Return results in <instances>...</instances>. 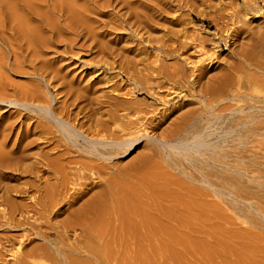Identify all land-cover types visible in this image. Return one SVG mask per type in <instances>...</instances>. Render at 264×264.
Wrapping results in <instances>:
<instances>
[{
  "label": "bare ground",
  "instance_id": "6f19581e",
  "mask_svg": "<svg viewBox=\"0 0 264 264\" xmlns=\"http://www.w3.org/2000/svg\"><path fill=\"white\" fill-rule=\"evenodd\" d=\"M166 1L173 2V0ZM157 2L158 0H92L90 5H84L85 3H79L78 0H0V264H94V261L108 262L114 257L118 260L119 257L121 258L120 264H128L126 261L128 259L122 253L131 246L135 250H132L135 252V260L139 259L142 263L150 259L149 253L153 251L152 236L154 237L156 232L154 228L167 227V225H161L159 217H155L158 219L156 222L152 210L153 216L149 211L145 212V202H147L145 199L159 192L155 190L156 188H161L157 183L160 180H154L155 173L161 171L158 178H162L163 183H167L166 186L175 178H170L163 173L160 163L154 164L153 162L156 163V161H148L150 156L160 153L157 150L160 145L155 142L147 143L145 145L147 151L142 152L133 161L123 165L117 161L136 147L139 143L136 141L141 136L152 137L162 143H170L181 136L185 137L184 133L191 129L193 131L194 126V131H197L199 124L197 126L195 122L201 118L198 119L199 114L194 115L192 114L194 112L190 113L191 111L186 110L167 126L161 128L157 135H149L143 131L140 133L139 127L144 126L147 120L146 114L138 107L139 102L135 99L142 93L141 88L127 87L120 81L109 84L107 78L105 82L109 85L103 88L101 86L104 83L101 85V80L88 82L71 75V71L68 72V68L60 61L62 54L70 55V57L76 55L86 46L87 41H90L89 44L94 43L97 52L103 54L104 46L98 40L103 32L100 29L129 28L132 32L142 30L147 32L152 29V25L158 20L154 14L160 9ZM261 2L264 5V0H229L226 8L223 7L224 10L218 13L215 11L217 13L215 15H218L216 17L225 23L222 27L217 24V18H212L217 24L213 32V37L217 40L213 41L215 45L212 49L219 48L222 42L226 44L232 39L233 41L238 39L242 32V25L239 22L240 26H238V21L242 19L244 24L247 23L245 17L249 16L250 11L257 13L258 9L261 10L262 8L259 7ZM163 6L166 7L165 4ZM106 8L112 10V13L109 12L108 21L104 22L106 28L98 24H88L89 12L101 14ZM240 12H242L241 15ZM242 15L246 21L241 18ZM229 29L233 33L230 32L231 30L228 31ZM223 31H228L230 34L226 32L227 35L224 36ZM255 33H251L253 38ZM257 36H261L260 39L264 37V31H260ZM191 40L193 42V39ZM171 41L158 44L159 52L154 54L153 60L144 63L141 68H137L132 61L124 58L125 48L118 47L116 50L109 47V53L115 55L114 62L118 66L114 76H118L119 79L126 77L127 80L133 81L142 78L145 83H148L142 88L151 94L155 93V85L165 87L170 94L177 95L183 90H191L192 84H196L198 85L196 94L201 98L204 97L205 102L212 108L220 95H218L219 91L225 87L232 92V97L236 96L238 99L243 96L254 97L259 104H255L256 101L255 103L250 101L247 109L251 112L255 109L256 112L233 116L229 121L232 126H228L231 129L239 127L237 133L239 136L243 133L246 135L252 133L251 135L256 136L254 134L257 133L259 137H264L259 133L264 131V62L252 57L249 50L243 47L237 53L239 62L231 64L223 71L220 69L222 72L219 75L214 74L213 78L209 75L207 80L201 83L199 73L195 75V78L190 79L182 66L184 63H162L161 58L175 57L176 53L178 54L185 46L183 42L180 43L176 39ZM203 41L198 39L195 43V46L200 48L198 52H201L202 57L197 60L200 62L199 66L193 65L192 74L195 70H201L204 67L202 65L204 60L211 58V54L203 50ZM100 61H102L101 57L96 61L98 69L105 66L104 62ZM182 61L189 64L185 58ZM110 67L112 68L113 65L111 64ZM99 73L101 72H97ZM11 75L25 77L26 82L18 83L13 80V77L11 78ZM244 79L250 82L247 85L248 90L241 89ZM47 87L56 90V97L48 94ZM193 94L195 95V92ZM145 98L144 95L143 99ZM140 116L145 120L141 121L139 127H135ZM214 116L217 120L218 114L214 113ZM205 119L211 121L212 118ZM198 140L201 141V139ZM176 159L174 158V162ZM146 162L152 164L145 165ZM158 167L160 170L157 171ZM10 175L22 179L19 182L21 185H15L18 182L8 184L7 179H10ZM203 178L205 182L211 184L208 175H204ZM181 182L182 185L186 183ZM187 185L182 186V189H186ZM189 186L186 197H177L176 204L186 208V218H194L198 217L199 211L202 212L205 209L206 212L209 206L204 205L199 211L193 209L192 205L195 204L193 202L196 201V196L200 198L203 193ZM232 186L231 184V188ZM185 189L183 192L186 191ZM178 193L176 192V195ZM188 194L195 196V198L192 197L193 202ZM152 199L154 203L157 198ZM148 203L147 206H151L155 212L160 210L159 202L157 203L159 209L155 208V203H151L152 205ZM169 204H172L171 209L176 207L175 202ZM62 206H66L64 210L67 213L58 225L65 227V235L68 236V227H71L79 229L78 232L87 237L81 244L85 250H81L84 253L80 255V258L78 254H81L79 250L81 247L77 246L79 242L77 244L76 241H72L76 247L72 245L71 250L79 247L77 250L80 252L76 251L77 254H75L76 252L73 251L74 253L70 254L68 251L65 254L64 252L71 246L69 244L67 249L66 244L69 243V239L64 244L63 240H60L61 247L58 241L56 243L55 239H52V235L59 227H48L44 230L39 227L43 220L47 223L46 218L50 215H57ZM210 208L213 214L216 213L215 206L210 205ZM171 211L168 210L167 213L164 212L166 214H162L166 219H170ZM161 220L164 221V219ZM200 222L198 224H201ZM140 227H144V230L148 229L150 235L143 234V228L139 232ZM166 229L163 231L167 233ZM109 231L113 233L115 231L114 236H118V240L106 239ZM35 236H38L42 242L30 245ZM168 237L167 240H169ZM158 238L160 237L157 236L156 240ZM127 239L131 240L130 244L127 243ZM154 243L157 244L155 241ZM162 244L167 246V241ZM114 246L118 249L114 250ZM62 258L66 259V262L62 260L59 263ZM130 261L132 262V259Z\"/></svg>",
  "mask_w": 264,
  "mask_h": 264
},
{
  "label": "rangeland",
  "instance_id": "374dc122",
  "mask_svg": "<svg viewBox=\"0 0 264 264\" xmlns=\"http://www.w3.org/2000/svg\"><path fill=\"white\" fill-rule=\"evenodd\" d=\"M91 1L92 0H78L79 3H85L84 5H90ZM228 2L229 0H173V2L158 0L157 5L158 7H160V9H158V11L154 13L156 14L158 20L154 25H152V29H149L147 32L144 30L132 32L129 28L115 30L100 29L101 32H103L101 35H99L98 40L104 46L103 54L97 52V47L94 46V43L89 44L90 41H87L86 46L81 48L76 55L70 57V55L67 56L65 54H62L63 57L60 62H62V64L68 68V72L71 71V75H75L76 77L81 78L83 81L87 80L88 82H94L97 80H101L100 84L102 85L104 83L101 87H106L114 81H120L122 84L124 83L125 85H127V87L134 86L133 88L135 89L141 88L140 90H142L143 94H138V97H136L135 99L138 100V107L143 110L144 114H146L145 116L147 117V120L144 125L145 127H139L141 121L145 120L142 116H140L138 121L136 122L135 127H139V129L141 130L140 133H142L143 131V133L149 135H157L161 128L167 126L180 113L185 112L186 110L191 111L190 113L194 112L192 113L194 115L199 114L198 119H203V121L201 119H199V121L196 120L195 125L198 126L199 124V127L196 129L197 131H194V126L192 127L194 128V132L191 129L188 132L184 133L185 137L181 136L170 143H162L158 139L148 136L145 137L143 135L136 141L139 142L136 147H134L133 149L128 151L126 155L118 159L117 162L122 165L133 161L136 157L142 154V152L147 151V149L145 148V145L147 143L155 142L158 143L161 148L160 149L158 147L157 149L159 150L158 152H160L157 153V155L159 156L155 154L153 156H150V160H147L150 162L151 160L156 161V163L153 162L154 164L160 163L159 165L160 168H162V172L164 170L163 173L170 176V178H175L174 180L172 179L173 181H169L170 184L166 186L167 183H163V179L158 178V174H160L161 171H159L160 173H155L156 176L154 174V180H160L157 183L161 188H156L155 190L159 192H155L156 194H152L150 198L145 199L147 200V202H145V212L148 213L149 211L150 215H152L153 211V215L155 216H152L154 218L159 217V223L163 226L167 225V227L154 228L156 231L154 234L155 239L152 236L153 242L151 241V243H153V251L149 253V260H144L142 261V263H140L141 260H139L138 258V260H135V252H133L135 250H133L132 246L127 251H125L126 253L124 251L123 253L121 252L123 256L128 259L126 260L128 264H264V137H259V134L257 135V133H253L256 136L251 135L252 133H249V135L248 133L247 135L246 133H243L239 136V134H237L239 127H232L231 129L230 127L232 125L231 123L229 124V121L233 116L243 115V113L246 114V112L250 113L251 110L249 111L247 109V105L251 102L255 103V98L249 96H243L240 97V99H238V97L236 96L232 97V92L229 91L226 87L223 88V86V89H221L218 93V95L220 94L218 96L220 102L217 99L216 103H213L214 106L212 108L209 107V104L205 102L206 99L204 97L201 98V96L196 94V90L198 89V85L196 84H192L191 90H183L177 95L175 93L170 94L165 87L155 85V93L151 94L149 92H146L147 90L145 88H142L148 85V83H145L142 78L140 80L137 79L133 81L127 80L126 77H124V79H119L118 76H114V74H116L115 71L118 66H116V63L114 62L115 55H110L108 50L109 47L115 48L116 50L118 49V47L125 48L126 51H124V58L126 60L129 59L130 61H132L137 68H141L144 63H149V61L153 60L154 54L159 52V49L157 47L158 44L160 45L161 42H170L171 40V42H173V40L176 39L180 43L183 42L185 46L182 47V49L178 53L179 55L176 53V58H161L162 63H184L185 65L183 64L182 66L190 79L195 78V75L199 73L198 76L200 75L199 78H201V83H204L209 75L210 78H213L215 76L214 74L219 75V73L222 72L223 69L229 67L231 64L239 62L237 53L242 50L243 47H246V49L249 50L252 57L254 56L255 58H258L260 62H264V39H262L264 37L260 39L261 36H257L260 31H264V5H262V2L260 5L258 3L259 7L262 8L261 10L258 9V14L250 11L248 13L249 16L245 17L247 21L243 15L241 16V18H244L247 23L244 24L241 18L240 19L242 22L240 20L238 21V26H240V23L242 25V32L239 35L238 39H234V41L232 39L226 44L222 42L219 48L216 47L215 49H212V47L215 45L213 41L217 40L214 39L213 32L216 30L217 24L223 27L225 23V21L223 22L221 19H218V15L215 14L224 10L223 7L227 6ZM163 4H165L166 7H164ZM109 12L112 13L111 8H109V10L108 8H106V10L103 9L101 14L89 12L90 21H87L88 24H98L99 26H104V28H106L104 22L108 21L110 17ZM242 12H240V15ZM212 18H217V24H215ZM230 30L231 29H229L228 31ZM228 31H223L222 34L225 36L227 34H230V32L233 33L232 30L230 32ZM106 32L108 33L105 34ZM253 32H256L254 38L253 35H251V33L253 34ZM191 39H193V42H191ZM198 39L202 41L204 40L203 50H206L208 54H211V58L204 60V62H202V65L204 67L202 66L203 68H201V70H195V73L193 72L192 74L191 69H193V65L199 66L200 62H198L197 60L202 57L201 52H198L200 48L195 46V43H197ZM253 39L255 44L253 43ZM156 41H158L159 43H157ZM60 57L61 56H59V58ZM100 57L102 58V61L100 62H104L105 66H102L100 69H98L96 61ZM183 58L189 61V64H186L184 61H182ZM105 61L108 63V65L107 63L105 64ZM110 63L114 68L110 67ZM220 69H222V71H220ZM97 72L101 73L97 74ZM11 78L14 81L16 80V82L18 83L26 82L25 77L11 75ZM106 78L108 80L107 83L109 84H106ZM249 83V81L246 82V79H244V81L241 83V89L248 90L247 85ZM51 88L52 87H47L48 94L51 97H56V90H54V88ZM194 92L195 95L193 94ZM144 95L146 96L145 99H143ZM120 97H123V95H121ZM255 104L259 103H257L256 101ZM192 109L195 111H193ZM253 111L256 112L255 109H253ZM252 112L251 114H253ZM214 113L215 115L218 114L217 120H215ZM205 118H212L214 120L212 121L211 119V121H208ZM204 121L206 122L204 123ZM228 125L231 126L229 127ZM198 130L200 132H198ZM259 133H261V135H264V131ZM234 134L236 136L238 135L239 137H235ZM198 139H201V141ZM247 140L248 142H246ZM243 141L246 143H242ZM217 151L221 154L219 155ZM174 158H177L175 162ZM198 163L199 165H201L199 166ZM150 164H148V162L145 163V165ZM160 168L157 169V171L160 170ZM216 169L219 170H217V174ZM204 175L209 176V181L211 180V184L205 182V179L203 178ZM12 177L13 176H11L10 179H7L8 181L6 180L8 184H15L18 182L15 185H21L19 182H21L22 179H18L17 176L13 177L12 179ZM180 179L181 181L186 182V185L189 184L190 186L187 185L185 186L186 189H182V186H184L185 184H180L182 183L181 181H179ZM178 181L179 184L177 183ZM157 183H155L156 187L158 186ZM231 184L233 185L232 188ZM163 186H165V189L163 188ZM188 186L189 188L194 187L193 189L201 190L200 192L203 193V196H201L200 198L199 196H196L195 200L197 202L194 201L195 196H191V194H188L192 199V202L194 201L193 204H196L192 205L193 209L199 211L203 209L202 206H209V208H206V212L204 211L205 209H203L202 212L199 211V215H197L198 217L186 218V208L183 205L180 207V204H176L177 197H186ZM234 186L235 188H233ZM94 188L92 190H94ZM174 188H176L177 190ZM184 189L186 191L183 192ZM161 190L162 193H160ZM168 190L171 192L169 193ZM175 191L179 192L178 195H176ZM232 191H234V193H232ZM158 193L160 196L158 195ZM152 196H154L155 199L157 198L156 200H154L155 202L157 201L156 203L154 202L155 204L152 202V198H154ZM160 198H165V200L161 201ZM170 199H172L175 202L174 205H176V207L173 205L174 207H172V209V204L170 205L169 203L174 202ZM148 201L150 204L148 203ZM147 203L149 205H152L151 203H153L156 206H153L155 208H158L159 206L160 210H158V212H155V209H152L151 206H147ZM198 205H200V207H198ZM210 205L216 207V213L213 214V212L210 210ZM65 207L66 206H62L57 215H50L48 218H46L48 219L47 223L42 219L44 222L42 221L41 226L39 227H41L42 230L47 229L48 227H59L56 229L55 234L52 235V239L54 238L55 240H53L55 242L58 241L59 247L62 246V242L64 244V242L68 241L69 239V243L66 242L68 243L66 244V246H68L67 249L69 248V244L71 246L67 251L64 250L65 254H67L68 251H70V254L73 251L80 252L84 248L81 244L82 242L86 241L87 237L85 235H81L80 232H78L80 231L79 229H73L71 227H68L69 230L67 236L65 235V227L59 226L63 219L66 217L67 212L66 210H64L66 209ZM147 207L149 209H146ZM197 207L201 209H198ZM174 208L177 209L173 210ZM181 209L182 211L180 212ZM168 210H172L174 211L173 213H175L173 214L171 211L170 219H166L164 215L168 212ZM160 213L164 214L161 215ZM182 213L185 218L181 216ZM158 219L155 218L156 222H158ZM161 219H164L167 224L164 221L162 222ZM198 222H200L201 224H198ZM60 227L64 228V230ZM142 228L140 227L139 232H141L140 230L142 229V233H147L148 235V229L144 230V227ZM165 229L168 230L167 233L166 231H163ZM170 229L174 230L171 231ZM143 230L145 232H143ZM110 231L108 232L109 234L107 235L106 239H109L110 241L118 240V236H114L115 231L114 233ZM156 233H161L162 235H156ZM170 233L173 236L170 235ZM58 235L60 236L58 237ZM79 235H81V238L79 237ZM157 236L160 237L157 239L158 241L156 240ZM167 237L169 240L166 239ZM57 238H59V240ZM60 240H63L61 244L59 243ZM72 241H76L75 243L77 244L80 243L79 245H77L81 247L79 249L80 251L77 250V248L79 247H77L76 250L75 248L74 250H71L74 246ZM154 241L157 242V244L154 243ZM164 241H167V246H164L162 244V242L164 243ZM40 242H42V240L38 236H35V238L30 242V245ZM127 243L130 244L131 240H128ZM156 245L158 247V250ZM74 247H76V244ZM117 249L118 248L114 246V250ZM83 251L80 252L81 254H78V258H80V255L84 253ZM77 252L75 254H77ZM129 256L130 258L132 257V262L130 261L131 259L129 258ZM152 256H155L156 259ZM157 257L159 258L158 260ZM120 259L121 258L119 257V260ZM119 260L114 257L111 258V260L109 259L108 262L94 261V264H120L119 262L121 260ZM61 261L66 262V259L62 258L59 263H61Z\"/></svg>",
  "mask_w": 264,
  "mask_h": 264
}]
</instances>
